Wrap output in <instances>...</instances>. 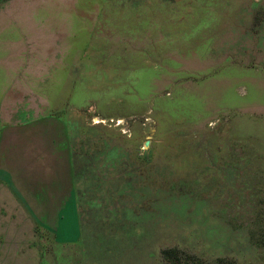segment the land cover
I'll return each instance as SVG.
<instances>
[{
	"label": "rangeland",
	"instance_id": "obj_1",
	"mask_svg": "<svg viewBox=\"0 0 264 264\" xmlns=\"http://www.w3.org/2000/svg\"><path fill=\"white\" fill-rule=\"evenodd\" d=\"M2 11L0 264H264V0Z\"/></svg>",
	"mask_w": 264,
	"mask_h": 264
},
{
	"label": "trees",
	"instance_id": "obj_2",
	"mask_svg": "<svg viewBox=\"0 0 264 264\" xmlns=\"http://www.w3.org/2000/svg\"><path fill=\"white\" fill-rule=\"evenodd\" d=\"M95 160H96V157L93 156L92 158H89L87 162H84V163H80L78 164L77 166V170L81 173H86L90 176V182L92 183L91 185L93 186H97L99 185L100 187V184H102V181H103V177L100 176V172L97 170V167L95 166ZM117 161V159H115V162ZM130 169V168H129ZM126 170L128 169H125V172ZM129 171V170H128ZM128 174H127V177L125 176V179H126V183L128 182L127 181V178H128ZM119 178V175L117 177H115V179ZM120 183V182H119ZM109 190L110 192L114 193V192H117V187H115L114 185L112 187H109ZM167 252L163 251L162 252V257L165 259L166 254Z\"/></svg>",
	"mask_w": 264,
	"mask_h": 264
},
{
	"label": "crops",
	"instance_id": "obj_3",
	"mask_svg": "<svg viewBox=\"0 0 264 264\" xmlns=\"http://www.w3.org/2000/svg\"><path fill=\"white\" fill-rule=\"evenodd\" d=\"M5 16L8 17L9 15H8V14L5 15V12H4V11L0 12V17H1V19H2L3 17L5 18Z\"/></svg>",
	"mask_w": 264,
	"mask_h": 264
}]
</instances>
